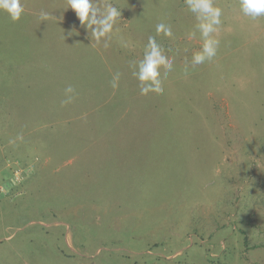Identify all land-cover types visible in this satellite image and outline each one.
<instances>
[{
	"label": "rangeland",
	"instance_id": "1",
	"mask_svg": "<svg viewBox=\"0 0 264 264\" xmlns=\"http://www.w3.org/2000/svg\"><path fill=\"white\" fill-rule=\"evenodd\" d=\"M0 264H264V0H0Z\"/></svg>",
	"mask_w": 264,
	"mask_h": 264
},
{
	"label": "crops",
	"instance_id": "2",
	"mask_svg": "<svg viewBox=\"0 0 264 264\" xmlns=\"http://www.w3.org/2000/svg\"><path fill=\"white\" fill-rule=\"evenodd\" d=\"M23 77V76H22ZM85 78H78L74 81L67 72L61 71L54 75H48L44 78L40 77V81L35 84L33 82V90L36 92L34 94L33 90L31 98L27 95V88L31 89L29 81L26 87H22V96H19L20 89L15 87L13 83V88L11 89V101L13 104L16 102H24V110L20 115V125H26L30 122L37 121V125H45L47 121L51 125L65 123L66 127H69L72 123H75L79 117L83 115L82 106L75 101H70L67 93H63L65 89L72 88L74 84L78 85L79 81L85 84ZM26 90V91H25ZM30 99V100H29ZM72 99H74L72 97ZM30 101V102H29ZM12 106V105H10ZM67 114L69 115H79L78 118H72L69 121H62ZM56 120V121H52ZM17 121V120H16ZM16 121L11 120V125L16 124ZM26 121L27 123H23ZM23 123V124H22ZM15 127V125H14ZM77 140V139H76ZM83 152V151H80Z\"/></svg>",
	"mask_w": 264,
	"mask_h": 264
},
{
	"label": "trees",
	"instance_id": "3",
	"mask_svg": "<svg viewBox=\"0 0 264 264\" xmlns=\"http://www.w3.org/2000/svg\"><path fill=\"white\" fill-rule=\"evenodd\" d=\"M10 89H11V88H10ZM4 109H6V108H4ZM4 109H3V110H4Z\"/></svg>",
	"mask_w": 264,
	"mask_h": 264
}]
</instances>
